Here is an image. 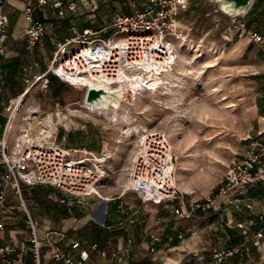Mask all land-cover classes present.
Listing matches in <instances>:
<instances>
[{
    "label": "rangeland",
    "instance_id": "1",
    "mask_svg": "<svg viewBox=\"0 0 264 264\" xmlns=\"http://www.w3.org/2000/svg\"><path fill=\"white\" fill-rule=\"evenodd\" d=\"M257 1L253 0L251 10L237 18L245 22L247 29L264 36V8L249 16ZM113 11L104 12L98 25L108 21ZM176 19L178 27L171 36L176 52L172 68L159 74L138 71L132 76L119 71L115 84L88 82L122 88L125 95L118 106L105 110L84 107L85 81L72 80V76L80 78L72 72L66 73L70 77L55 75L45 90L33 82L32 75L19 76L13 85L16 91L7 89L3 94L2 112L8 114L17 96L25 92L11 111L16 133L27 129L30 118L37 121L41 117L53 133L46 136L47 141L55 140L67 147L85 146L96 153L110 152L98 182L99 197H83L79 203L71 199L68 204L64 192L51 185L22 186L23 198L41 233L50 231L62 246L72 238L87 244L96 242L93 253L100 260L121 257V261L106 264H211L212 248L228 243L225 227L239 231V219L244 222L258 209H264L261 204L242 211L230 207L210 217L186 219H175L169 211L176 201L202 202L219 185L226 165L251 143L264 140V53L246 35H240L232 17L215 0H191ZM99 29L92 28L97 32ZM204 111L209 112V118H202ZM36 129L41 130L38 124ZM28 130L35 135L31 128ZM143 131L158 132L166 139L174 157L172 173L178 189L174 200L144 203L135 193L123 191L138 135ZM247 192L256 196L264 193V178ZM118 195L121 199L112 198ZM107 199L109 206L121 200L118 209H123L119 223L112 226H107L104 219L103 200ZM7 201L15 208L12 222L2 235L26 237L22 231L26 229L23 212L10 187ZM139 209L159 215L147 231L146 244L135 238V222L129 220ZM177 231L183 236L178 237ZM256 231L250 227L239 252L227 258L225 264H264V243L261 248L253 243ZM122 234L130 238L129 249L115 257L117 251L111 248L120 244Z\"/></svg>",
    "mask_w": 264,
    "mask_h": 264
},
{
    "label": "built area",
    "instance_id": "2",
    "mask_svg": "<svg viewBox=\"0 0 264 264\" xmlns=\"http://www.w3.org/2000/svg\"><path fill=\"white\" fill-rule=\"evenodd\" d=\"M264 1V0H263ZM191 0H150V3L129 13L115 11L108 23L99 29H73L71 35L56 42L51 59L44 71L33 75L45 90L51 74L70 77L75 82L115 84L119 71L132 76L138 71L159 74L172 68L176 52L171 36L177 29V14L186 10ZM50 3L57 15H62L64 0H37L38 5ZM74 9L73 2H67ZM28 21L25 42L33 50L44 34V23L32 19V8H26ZM233 26L244 34L264 53V36L245 27L237 16L232 17ZM8 19L0 5V56L4 54V37ZM59 65V66H58ZM68 75H67V74ZM264 78V69L262 71ZM29 86V85H28ZM28 89V88H26ZM23 92L14 105L19 104ZM12 108L6 115L0 132V235L12 222L15 205L7 201V188L12 189L17 204L23 212L26 225L24 242L14 240L0 242V264H85L89 250L97 243H88L80 238L70 239L69 248L61 246L58 238L49 231L41 233L38 222L31 214L23 198L22 186L51 185L64 192L66 203L76 199L98 196V182L104 173L103 152L96 153L85 146H65L58 141H47L32 135L28 129L16 133L12 127ZM264 120V115L262 117ZM262 131H258L261 134ZM138 144L128 167L124 192L138 195L144 203L168 201L177 197V185L173 177L174 157L164 135L158 132H140ZM264 178V143L253 142L234 157L227 165L219 185L202 202L190 201L172 206L175 219L205 218L227 211L230 207L251 209L257 202H264L263 195L247 192L255 182ZM123 192V193H124ZM63 202V199L60 200ZM199 211L204 212L203 215ZM245 236L250 227H258L253 243L261 248L264 239V213L236 222ZM176 228V227H175ZM191 233H196L191 230ZM177 236L183 233L177 231ZM157 237H153L156 240ZM241 243L225 244L212 249L211 264H225L227 258L237 254ZM128 249V248H127ZM117 251L113 256L117 257ZM118 261L121 257L118 256ZM111 257L109 262H115Z\"/></svg>",
    "mask_w": 264,
    "mask_h": 264
},
{
    "label": "crops",
    "instance_id": "3",
    "mask_svg": "<svg viewBox=\"0 0 264 264\" xmlns=\"http://www.w3.org/2000/svg\"><path fill=\"white\" fill-rule=\"evenodd\" d=\"M67 2H73L75 8L72 10L69 9L66 6ZM149 3L150 0H64V4L62 6L63 13L62 15H57L56 11L51 7L50 3H47L45 5H38L37 0H0L2 10L6 14L8 19V25L4 37L5 50L4 54L0 56V132L7 115L2 112V108L4 107L3 94L5 90L9 89L11 90V92L16 91V87H14L13 85L15 79L19 76H23L26 74L33 76L35 73L38 74L41 71H44L50 62L51 54L57 41L71 35L73 29H77L80 31L84 28L103 27L106 23L109 22L110 19L99 26V18H101V15L108 10H114L113 12H123L129 11L132 8L131 11H133ZM27 7L32 8V19L42 21L45 27L44 34L42 35L38 45L31 51L26 48L24 35V29L28 23L25 12ZM263 8L264 1L258 0L255 9L250 11L249 16H255L257 12ZM248 10H251V6L242 13H245ZM250 43L256 45L253 42ZM38 59L43 62V67L39 63ZM51 77H53V80L55 79L54 74H51ZM17 110H19V107L17 108ZM260 140L264 143L263 139ZM263 194L264 193H260L259 195L261 196ZM121 196L122 195H118L112 198L121 199ZM108 200L110 199L103 200L106 203L104 219L108 221L107 226H112L114 222L119 223L120 220H118V218L120 217L119 215L122 214L123 209H118L121 207V200L113 201L111 203L112 205L110 206L108 204ZM150 202L154 204L164 203V201ZM179 203L181 202L176 201L171 205V208L172 206L178 205ZM257 204H261V207L264 208V202H257L255 205ZM255 205L251 209H237L241 211L252 210ZM171 208L169 209L170 212L172 210ZM109 210L110 212L108 213ZM261 212L264 213V209H258V211H255V214L252 217L257 216ZM203 213L204 212L199 211L200 215ZM156 216L159 215L153 212L144 213L142 209H139V211H137V213L134 215V218L129 219L131 222H135L134 234L135 238L139 240L140 244L147 243V231L154 225ZM239 220L242 221V219ZM254 228L257 230L258 227ZM19 231L20 230H18V232ZM22 231L26 233V229ZM49 234L51 237L55 238L50 231ZM115 236L119 237V233L116 232ZM122 237L123 238H121L120 244H116V246H113L111 250H116L120 254L124 255L126 252H128L129 244L127 243V241H129L130 238L128 237L125 239L123 234ZM24 238L25 237L18 238V236L14 233L9 234L8 236L1 234L0 242L14 240L17 243H22L24 242ZM262 242L264 243V239ZM65 243L66 244L64 246L69 248L70 240L66 241ZM107 251H109V249H107ZM109 260L110 259L104 260L102 258L100 260V256L94 254L93 250L90 249L89 257L85 264H106Z\"/></svg>",
    "mask_w": 264,
    "mask_h": 264
},
{
    "label": "water",
    "instance_id": "4",
    "mask_svg": "<svg viewBox=\"0 0 264 264\" xmlns=\"http://www.w3.org/2000/svg\"><path fill=\"white\" fill-rule=\"evenodd\" d=\"M218 7L227 15L235 17L248 9L253 0H215ZM119 96L118 88H111L106 84L87 83L83 97V104L95 109L107 103L108 100H115Z\"/></svg>",
    "mask_w": 264,
    "mask_h": 264
},
{
    "label": "bare ground",
    "instance_id": "5",
    "mask_svg": "<svg viewBox=\"0 0 264 264\" xmlns=\"http://www.w3.org/2000/svg\"><path fill=\"white\" fill-rule=\"evenodd\" d=\"M124 95H125V91L122 88H120L119 89V96L115 100L109 99L107 103H103V105L100 107H97V109H100V110L104 109L105 110L109 106H118L120 104L122 98L124 97ZM84 107H86L90 110H93L88 105H84ZM202 118L203 119L209 118V112L204 111ZM36 124H38L40 126L41 130L36 129ZM28 128H31L33 131H35V136L39 139H45L46 140V136L53 134L48 123L44 120V118H41V117L37 121H36V119L34 121L30 118L27 122V129ZM103 155H107L109 157L110 152H103Z\"/></svg>",
    "mask_w": 264,
    "mask_h": 264
},
{
    "label": "trees",
    "instance_id": "6",
    "mask_svg": "<svg viewBox=\"0 0 264 264\" xmlns=\"http://www.w3.org/2000/svg\"><path fill=\"white\" fill-rule=\"evenodd\" d=\"M51 80H53V77H51ZM225 231H226V237H227V242L229 244L232 243H241L244 240V235L240 232V230H236L233 228H230L228 226L225 227Z\"/></svg>",
    "mask_w": 264,
    "mask_h": 264
}]
</instances>
